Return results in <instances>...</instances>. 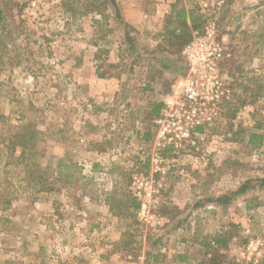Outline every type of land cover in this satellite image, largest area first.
Here are the masks:
<instances>
[{"label":"rangeland","instance_id":"obj_1","mask_svg":"<svg viewBox=\"0 0 264 264\" xmlns=\"http://www.w3.org/2000/svg\"><path fill=\"white\" fill-rule=\"evenodd\" d=\"M104 2L1 0L0 264H161L164 244L208 245L199 264H264L247 249L264 237V184L227 206L194 199L264 178V142L249 143L264 134V0ZM182 6L198 27L176 21ZM207 29L234 94L155 172L154 119L185 75L180 41ZM26 124L38 135L19 158Z\"/></svg>","mask_w":264,"mask_h":264},{"label":"built area","instance_id":"obj_2","mask_svg":"<svg viewBox=\"0 0 264 264\" xmlns=\"http://www.w3.org/2000/svg\"><path fill=\"white\" fill-rule=\"evenodd\" d=\"M182 55L185 75L174 85L172 93L165 96L154 119L159 146L153 157L155 172L164 170L165 152L169 146L182 145L183 141L196 145L195 138L202 133L198 127L213 125L221 118L223 104L234 94L233 85L221 67L226 48L213 29L194 35L183 47ZM154 185V180L139 182L140 187L152 188ZM252 248L263 250L264 237L251 239L247 249ZM260 259H254L255 264ZM203 264L219 263L206 260Z\"/></svg>","mask_w":264,"mask_h":264},{"label":"trees","instance_id":"obj_3","mask_svg":"<svg viewBox=\"0 0 264 264\" xmlns=\"http://www.w3.org/2000/svg\"><path fill=\"white\" fill-rule=\"evenodd\" d=\"M105 2L102 4L108 5V2H106V0H104ZM112 1V3H115L114 0H110ZM92 2V0H91ZM1 3V0H0ZM194 10L186 8L185 6H182L178 12L176 13V21L184 27H189L190 24H192L191 26H193L194 28L198 27L197 25V19H198V15L194 14ZM187 17L189 20H187ZM175 33V31L173 32ZM191 40V38H185V40L180 41V44L183 45V47L185 46L186 43H188ZM101 74V73H100ZM105 74H101V76H104ZM162 106V103L160 104V108ZM160 108L158 109L160 111ZM159 111L157 112V115L159 114ZM29 126H32L30 124H26L24 126H22L21 130H18L16 132V134L13 136V141L11 142V146H12V153H14V151L17 149V147L21 148V152L19 154V158H24L26 156L27 153V149L31 150L33 149L34 145H35V140L36 137L38 135V130L35 128H30ZM198 129L200 131L203 130V127L200 126L198 127ZM264 142V134H260L258 132H253L250 134L249 136V143L251 144H262ZM31 155V154H29ZM264 184V178H252L247 180L246 182H244L240 188L238 190H234L231 191L227 194H223L221 196L218 197H213L211 198V201L216 202L217 204H220L222 206H227L228 204H230L233 199L241 194L246 192L252 185H256V186H261ZM134 207L136 209L140 208V202H138L137 204L134 205Z\"/></svg>","mask_w":264,"mask_h":264},{"label":"crops","instance_id":"obj_4","mask_svg":"<svg viewBox=\"0 0 264 264\" xmlns=\"http://www.w3.org/2000/svg\"><path fill=\"white\" fill-rule=\"evenodd\" d=\"M188 8L192 9L190 7H188ZM133 24L136 27H138V25L135 24L134 22H133ZM180 196L183 197L184 195L177 194L173 198H175L176 201H185L183 198H179ZM188 199H189V196H188ZM194 199H196L198 201V203H200V204H203V203H205V204L215 203L214 201H211V199H208V198L205 199L203 196H194ZM220 206L221 205H217L215 207H220ZM173 245L164 244L161 247L160 251L163 253L162 254L163 263L161 262V264H199L200 261H202V259H201V252H203L202 248H206V250H208V248H209L208 245L207 246L206 245H199L200 249H201L200 251H195L197 248H193V247L191 248L190 247V248H187L186 251L184 252V250H183V248H181V246H178V248H177V246H173ZM221 249L223 251H225L224 250L225 246L222 245V244L221 245L219 244V249L218 250H221Z\"/></svg>","mask_w":264,"mask_h":264}]
</instances>
